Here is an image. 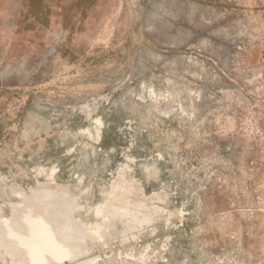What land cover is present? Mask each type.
<instances>
[{
	"label": "rangeland",
	"instance_id": "1",
	"mask_svg": "<svg viewBox=\"0 0 264 264\" xmlns=\"http://www.w3.org/2000/svg\"><path fill=\"white\" fill-rule=\"evenodd\" d=\"M0 264H264V0H0Z\"/></svg>",
	"mask_w": 264,
	"mask_h": 264
},
{
	"label": "bare ground",
	"instance_id": "2",
	"mask_svg": "<svg viewBox=\"0 0 264 264\" xmlns=\"http://www.w3.org/2000/svg\"><path fill=\"white\" fill-rule=\"evenodd\" d=\"M99 120H100V119H99ZM95 122L97 123V122H98V120H97V121H95ZM101 122H102V121L100 120V124H101ZM98 126H99V125H98ZM100 127H101V126H100ZM97 131H99V130H97ZM85 132H86V131H85ZM87 132H88V130H87ZM88 133H89V132H88Z\"/></svg>",
	"mask_w": 264,
	"mask_h": 264
}]
</instances>
